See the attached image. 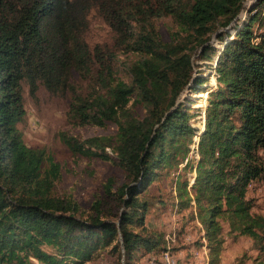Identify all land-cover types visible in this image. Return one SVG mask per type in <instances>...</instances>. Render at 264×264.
I'll list each match as a JSON object with an SVG mask.
<instances>
[{"label": "trees", "instance_id": "16d2710c", "mask_svg": "<svg viewBox=\"0 0 264 264\" xmlns=\"http://www.w3.org/2000/svg\"><path fill=\"white\" fill-rule=\"evenodd\" d=\"M248 1L0 0V264H85L106 252L115 257L109 264H138L161 254L163 238L145 226L147 190L184 161L195 177L190 187L177 177L176 207L195 208L209 256L219 254L226 226L228 235L249 238L264 264V216L247 198L253 183H264V0H252L240 21ZM92 11L112 47L87 43ZM167 18L174 31L164 42L156 22ZM215 57L208 93L195 61ZM74 76L88 84L85 93L74 91ZM23 85L31 97L39 86L72 92V126H116L111 136H60L72 156L111 163L127 180L116 186L109 178L88 212L56 194L60 166L25 145L17 128ZM186 91L208 96L194 160L199 131L190 121L199 109L181 97Z\"/></svg>", "mask_w": 264, "mask_h": 264}, {"label": "rangeland", "instance_id": "374dc122", "mask_svg": "<svg viewBox=\"0 0 264 264\" xmlns=\"http://www.w3.org/2000/svg\"><path fill=\"white\" fill-rule=\"evenodd\" d=\"M252 0L244 5L240 21L250 11ZM89 28L85 39L90 48L96 45L112 47V33L101 21L95 12L89 16ZM161 39L168 42L169 32L174 31L170 19H161L156 22ZM219 51L222 48L216 43H211ZM125 61V56H120ZM216 57L209 63L195 61V75L209 79L208 93L216 87L214 70ZM73 89L77 93H85L88 84L77 76L72 80ZM24 110L26 112L23 121L17 126L22 134L25 145L29 148L42 149L59 166L61 178L55 184V192L59 196L71 197L79 206L81 213L89 211L93 201L102 195L104 184L109 178H113L116 186H120L127 180L123 173L111 165L97 159H87L72 156L61 141V134L87 139L94 136H111L116 131L114 124L108 123L104 128L94 126L75 127L67 119L69 103L72 92L62 96L49 94L42 86L38 87L35 96L31 97L26 85L22 86ZM203 95V94H202ZM194 101L193 108L199 109V114L190 121L191 125L198 129L197 135L190 144L193 151L190 154L192 160L197 159L195 149L198 135L203 131L204 112L207 107V94L203 96H189L186 91L181 96ZM138 115H142L141 109H134ZM195 143V144H194ZM186 161L160 172L158 178L148 187L147 200L150 203L145 217V226L148 231L163 238L165 250L161 254L147 255L138 261V264H166L165 258L173 259L171 264H256L258 253L252 241L246 237H233L227 234L226 226L222 235L223 243L219 254L213 258L209 256L207 243L203 238L204 232L195 216V208L179 212L175 193L176 179L186 178L189 187L193 184L194 171H184ZM145 197V195H143ZM248 199L254 200L253 212L264 216V183H253L247 193ZM124 208L120 207L119 212ZM120 236L117 241L120 242ZM202 246H199V243ZM120 242V247H121ZM160 255V256H159ZM161 263H160V261ZM115 263V257L104 253L103 256L93 262L85 264H109Z\"/></svg>", "mask_w": 264, "mask_h": 264}, {"label": "bare ground", "instance_id": "6f19581e", "mask_svg": "<svg viewBox=\"0 0 264 264\" xmlns=\"http://www.w3.org/2000/svg\"><path fill=\"white\" fill-rule=\"evenodd\" d=\"M120 242L122 243L121 238H120ZM121 245H122V244H121ZM165 260H166V264H171V261H172L173 259H171V257H166Z\"/></svg>", "mask_w": 264, "mask_h": 264}, {"label": "water", "instance_id": "95a60500", "mask_svg": "<svg viewBox=\"0 0 264 264\" xmlns=\"http://www.w3.org/2000/svg\"><path fill=\"white\" fill-rule=\"evenodd\" d=\"M203 129H204V127H203Z\"/></svg>", "mask_w": 264, "mask_h": 264}]
</instances>
